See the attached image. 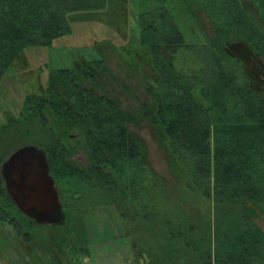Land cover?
Masks as SVG:
<instances>
[{"label": "trees", "instance_id": "trees-1", "mask_svg": "<svg viewBox=\"0 0 264 264\" xmlns=\"http://www.w3.org/2000/svg\"><path fill=\"white\" fill-rule=\"evenodd\" d=\"M198 1L215 27L197 47L185 43L163 1L146 23L141 18L136 45L148 52L153 76L146 77L148 98L139 114L168 151L185 191L212 202V236L185 212L168 216L158 208L155 173L129 130L132 115L106 88L103 59L52 69L39 93L25 97L20 116L0 124V161L25 141L43 147L62 209L115 204L129 218L133 264H264V233L253 221L257 211L264 213V96L226 49L234 35L264 57V29L240 0ZM250 1L264 21V0ZM105 3L0 0V81L24 48L50 46L69 32L67 13ZM183 47L201 60L199 70L176 69L172 58ZM77 150L85 152L90 170L67 158ZM0 222L19 233L37 224L14 204L1 177Z\"/></svg>", "mask_w": 264, "mask_h": 264}, {"label": "rangeland", "instance_id": "rangeland-1", "mask_svg": "<svg viewBox=\"0 0 264 264\" xmlns=\"http://www.w3.org/2000/svg\"><path fill=\"white\" fill-rule=\"evenodd\" d=\"M161 1L190 47H197L206 37L214 36L215 26L209 10L202 8L198 0L183 3L178 0H106L98 9L71 11L66 15L68 33L54 39L50 46H27L2 75L0 124L5 123L7 117L17 119L20 116L25 97L39 93L52 69L76 67L85 59H103L109 73L105 76L106 88L113 93L119 106L132 115L129 130L141 142L144 156L155 173L151 177L158 190V208L168 216L176 215L178 209L185 212L196 228L204 233L209 228L212 236V213L207 212L212 202L204 200L199 193L185 191L181 173L170 161L168 151L153 136L151 124L139 114L140 102L148 98L144 90V84L148 83L146 77H152L153 72L148 52L142 53L136 40L141 18H146V23L150 11L159 8ZM240 1L264 29L256 5L250 0ZM226 49L246 66L254 89L264 96V57L258 56L250 45L234 35L228 39ZM172 59L183 74L201 67V60L186 47L176 52ZM46 120L47 127L53 125L51 116ZM72 134L76 137L75 132ZM23 144L34 143L25 141ZM1 152L0 148V155ZM73 157L77 165L86 161L83 150ZM3 161H0L1 178ZM63 209L61 222L36 224L31 230L23 226L20 233L0 222V264H133L131 222L129 218H122L115 204ZM253 221L264 233V213L257 211Z\"/></svg>", "mask_w": 264, "mask_h": 264}, {"label": "water", "instance_id": "water-1", "mask_svg": "<svg viewBox=\"0 0 264 264\" xmlns=\"http://www.w3.org/2000/svg\"><path fill=\"white\" fill-rule=\"evenodd\" d=\"M1 176L18 209L37 224L62 220V203L44 149L21 145L3 161Z\"/></svg>", "mask_w": 264, "mask_h": 264}, {"label": "flooded vegetation", "instance_id": "flooded-vegetation-1", "mask_svg": "<svg viewBox=\"0 0 264 264\" xmlns=\"http://www.w3.org/2000/svg\"><path fill=\"white\" fill-rule=\"evenodd\" d=\"M79 150H77L76 152H78ZM76 152H74V154L76 153ZM73 154V155H74ZM73 155L72 156H69V157H67V158H69L70 160H72V162L74 163V164H77V163H75V161H74V157H73ZM47 156V155H46ZM86 159V161L84 162V163H82V164H80V165H83V167L85 168V169H88V170H90L89 169V165H90V163L88 162V160H87V158H85ZM48 162V161H47ZM50 172V171H49Z\"/></svg>", "mask_w": 264, "mask_h": 264}, {"label": "bare ground", "instance_id": "bare-ground-1", "mask_svg": "<svg viewBox=\"0 0 264 264\" xmlns=\"http://www.w3.org/2000/svg\"><path fill=\"white\" fill-rule=\"evenodd\" d=\"M50 173V172H49Z\"/></svg>", "mask_w": 264, "mask_h": 264}]
</instances>
